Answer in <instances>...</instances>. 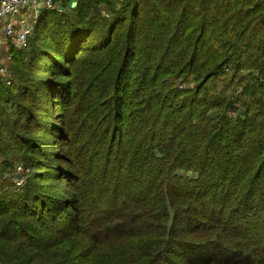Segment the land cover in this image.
Returning a JSON list of instances; mask_svg holds the SVG:
<instances>
[{
	"label": "trees",
	"instance_id": "trees-1",
	"mask_svg": "<svg viewBox=\"0 0 264 264\" xmlns=\"http://www.w3.org/2000/svg\"><path fill=\"white\" fill-rule=\"evenodd\" d=\"M54 1L0 79V264H264V0Z\"/></svg>",
	"mask_w": 264,
	"mask_h": 264
},
{
	"label": "built area",
	"instance_id": "built-area-1",
	"mask_svg": "<svg viewBox=\"0 0 264 264\" xmlns=\"http://www.w3.org/2000/svg\"><path fill=\"white\" fill-rule=\"evenodd\" d=\"M45 8H56L54 0H0V79L11 83L9 65L12 58L11 48H25L33 35L35 26ZM29 171L22 163H16L13 174L18 186L25 182ZM5 177H10L7 172Z\"/></svg>",
	"mask_w": 264,
	"mask_h": 264
},
{
	"label": "rangeland",
	"instance_id": "rangeland-1",
	"mask_svg": "<svg viewBox=\"0 0 264 264\" xmlns=\"http://www.w3.org/2000/svg\"><path fill=\"white\" fill-rule=\"evenodd\" d=\"M55 3H56V9H58V10H62L63 9V7L61 6V3H58V2H55ZM76 3H77V0H68L67 1V5H68L69 8L75 6ZM10 76H11V74H10Z\"/></svg>",
	"mask_w": 264,
	"mask_h": 264
}]
</instances>
